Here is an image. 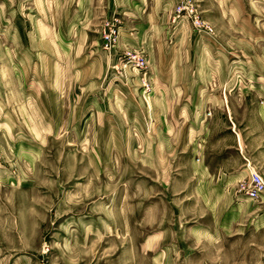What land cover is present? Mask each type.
Returning a JSON list of instances; mask_svg holds the SVG:
<instances>
[{
    "label": "rangeland",
    "instance_id": "rangeland-1",
    "mask_svg": "<svg viewBox=\"0 0 264 264\" xmlns=\"http://www.w3.org/2000/svg\"><path fill=\"white\" fill-rule=\"evenodd\" d=\"M13 1L0 0V90L6 87L10 100V108L0 107V264H264V198L240 190L249 178L248 161L264 175L259 157L243 158L248 175L230 190L233 203L213 205L206 198H222V190L203 189L192 166L183 163L186 170L180 171L176 158L148 156L147 143L135 141L134 70L125 78L110 62L106 86H119L124 104H110L102 124H94V116L91 125L67 124V107L47 110L60 111L54 128L32 123L36 110L27 106L28 92L19 89L16 72L40 67L38 59L51 45L40 44L42 29L29 19L27 29H18ZM191 1L216 31L198 6L201 0ZM175 9L173 34L176 23L201 30ZM212 15L228 36L227 20ZM252 15L253 24L264 22L261 14ZM113 16L121 27L116 13L103 20ZM76 116L80 121L83 110Z\"/></svg>",
    "mask_w": 264,
    "mask_h": 264
},
{
    "label": "crops",
    "instance_id": "crops-1",
    "mask_svg": "<svg viewBox=\"0 0 264 264\" xmlns=\"http://www.w3.org/2000/svg\"><path fill=\"white\" fill-rule=\"evenodd\" d=\"M15 2L18 29H27L29 19L34 29H42L40 44L51 45L38 59L40 67L36 63L32 72H16L19 89L25 86L28 92L27 106L36 110L33 124L54 128L60 111L47 110L66 107L67 124L91 125L94 117V124L95 119L102 124L99 118L107 116L110 104L122 107L119 86H106L111 58L99 36L103 19L116 13L122 22L120 45L147 57V68L135 71V141L147 143V155L176 158L180 171L192 166L203 189L222 190L224 197L206 198L213 205L233 203L230 190L248 175L243 168L247 155L258 156L264 172V65L253 63L264 60V34L252 33L253 28L264 32V22L251 21L253 13L264 21V0H201L198 6L216 31L189 30L176 23L175 34L171 15L179 0ZM212 13L227 20L228 36ZM141 77L150 90L145 91ZM7 91L0 90L4 109L10 108ZM79 110L83 117L76 121Z\"/></svg>",
    "mask_w": 264,
    "mask_h": 264
},
{
    "label": "built area",
    "instance_id": "built-area-1",
    "mask_svg": "<svg viewBox=\"0 0 264 264\" xmlns=\"http://www.w3.org/2000/svg\"><path fill=\"white\" fill-rule=\"evenodd\" d=\"M175 12L177 16H187L195 27L213 33L212 26L205 24L198 14L197 10L192 4L191 0H180ZM120 20L117 16L106 19L102 24L101 37L103 49L108 53L111 58L110 69L115 72H124L127 78V72L138 71L143 72L147 68V58L141 51L133 48L122 47L120 45L121 30ZM115 61H112V60ZM111 74V72L109 73ZM145 91L150 90L149 84L146 82L145 77H141ZM249 170L248 180L241 182L240 190L244 191L250 198L258 200L264 198V175L254 168L251 163L247 162Z\"/></svg>",
    "mask_w": 264,
    "mask_h": 264
}]
</instances>
